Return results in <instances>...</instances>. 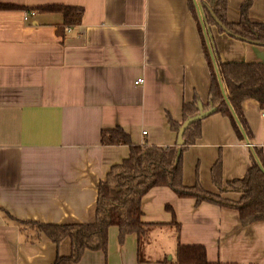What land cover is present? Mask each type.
Instances as JSON below:
<instances>
[{"label":"crops","instance_id":"obj_1","mask_svg":"<svg viewBox=\"0 0 264 264\" xmlns=\"http://www.w3.org/2000/svg\"><path fill=\"white\" fill-rule=\"evenodd\" d=\"M190 1L0 0L7 6L0 7V264H52L57 249L69 252L68 239L57 247L35 222L88 220L99 182L130 152L127 144H103L102 129L120 127L135 144L172 146L168 116L182 123L184 102L208 101L211 74ZM243 2L226 0L229 21L239 19ZM51 4L81 7L80 23L58 33L63 15L41 9ZM248 16L263 21L264 0H252ZM208 30L221 61L264 62L263 45ZM242 112L264 156V107L246 98ZM253 152L216 110L183 151V181L219 193L211 177L219 153L226 184L246 174ZM141 210L143 220L159 222H170L173 210L180 223L178 236L152 233L150 263L137 261L135 234L120 243L111 226L107 254L87 249L74 264H169L162 259L176 258L178 243L203 244L221 264H264V222L242 226L236 210L166 186L149 188Z\"/></svg>","mask_w":264,"mask_h":264},{"label":"trees","instance_id":"obj_2","mask_svg":"<svg viewBox=\"0 0 264 264\" xmlns=\"http://www.w3.org/2000/svg\"><path fill=\"white\" fill-rule=\"evenodd\" d=\"M206 3V0H201ZM212 4L215 16L232 34L245 41L258 42L264 45V20L252 21L248 16L252 0H244L240 6V16L235 22L227 19L226 0H207ZM191 5V1H190ZM0 7H7L0 4ZM208 19L216 25L215 20L206 6ZM42 10L59 11L63 15V24L58 27V33L64 35L68 26H76L81 21L82 8L74 5L51 4L41 6ZM190 9L193 11L192 7ZM219 28V27H218ZM220 32H224L219 28ZM200 32V31H199ZM243 40V41H244ZM203 42V40H202ZM205 58L211 74L208 101L204 108L211 106L217 112L229 118L231 125L242 142L253 144L251 166L242 178L222 184V155L219 153L211 167V177L219 189L215 193L205 189L198 179L193 185L183 181V151L193 145L201 135V120L193 123L184 133V143L181 146H157L132 143L129 135L120 127L104 128L101 130L103 144H127L129 155L121 162L113 164L101 180L97 189L95 206L85 223H41L35 222L47 237L57 247L64 239L69 240V252L60 254L57 249L52 264H74L87 249L101 250L104 255L108 248V229L118 228V240L122 243L127 234L137 237V261L149 262L146 256V246L152 240V233H172L178 236L180 223L175 220L172 210L170 222L145 221L142 219L141 199L151 187L166 186L179 197H193L196 203L209 202L220 207L237 211L242 226L255 222H264V156L262 151L252 142L251 131L242 112V102L252 98L264 107V62L221 61L216 56L214 68L209 52L203 42ZM221 85L228 92L230 106L222 93ZM196 98L193 102L183 103V120L197 111ZM171 130L177 133L181 122L168 116ZM246 137H244L243 133ZM251 141V142H250ZM233 191L239 194L237 200L222 195L221 190ZM167 208L171 209L169 206ZM168 258L164 257L163 262ZM176 262L178 264H221L207 257L203 244H182L176 247Z\"/></svg>","mask_w":264,"mask_h":264},{"label":"water","instance_id":"obj_3","mask_svg":"<svg viewBox=\"0 0 264 264\" xmlns=\"http://www.w3.org/2000/svg\"><path fill=\"white\" fill-rule=\"evenodd\" d=\"M202 4L207 7L209 12L213 16V18L215 20V23H216V25L215 24L213 25L215 30H218V32H220L219 28H221L224 31L223 33L228 34L230 37H233V38L238 39V40H244L241 37H239L238 35L232 34L231 32H229L225 28L224 24L213 13V11L211 9V6H209L207 3H202ZM246 42L253 43V44H258V45H263V44L258 43V42H251V41H246ZM221 87H222V93H223L224 99L226 100L227 104L230 106L228 95L225 93L224 87L222 85H221ZM196 109H197V111L195 113H193L192 115L188 116L185 120H183L182 123L180 124V126L178 127L177 135H176L177 136L176 144L178 146L183 145V143H184V138H183L184 133L193 123L202 120L203 118H205L206 116H208L209 114H211V113H213V112H215L217 110V108L214 107V106H211V107L205 109L203 107V104H202L201 101L197 102ZM242 133H243L244 137H246L245 133L244 132H242Z\"/></svg>","mask_w":264,"mask_h":264},{"label":"rangeland","instance_id":"obj_4","mask_svg":"<svg viewBox=\"0 0 264 264\" xmlns=\"http://www.w3.org/2000/svg\"><path fill=\"white\" fill-rule=\"evenodd\" d=\"M205 2L209 6L212 7V4L209 1L206 0ZM202 3L203 2L201 0H191V7H192L193 12L195 14V17L199 23V30H200L201 36L203 38L205 49L207 48V51L209 52V58L211 59V62L213 64L214 68L216 69L217 59H216V56L214 55L211 39L209 37L210 32L208 30L210 28V25H213L212 24L213 21L211 22L208 19L207 12H206L205 7ZM169 243H170V241H167V244H169ZM157 248L162 250L161 246H158ZM167 255H171V252H168ZM167 263H169V264L177 263L176 258L168 259Z\"/></svg>","mask_w":264,"mask_h":264},{"label":"built area","instance_id":"obj_5","mask_svg":"<svg viewBox=\"0 0 264 264\" xmlns=\"http://www.w3.org/2000/svg\"><path fill=\"white\" fill-rule=\"evenodd\" d=\"M31 13L33 14V13H35V11L33 10ZM25 17H26V16H25ZM69 29H71V27L68 26V27H67V30H69ZM142 80H143V79L139 78L138 80H136V82H139V81L142 82Z\"/></svg>","mask_w":264,"mask_h":264}]
</instances>
